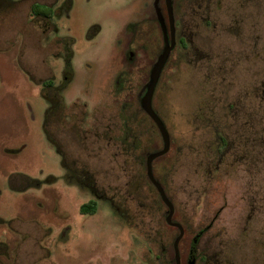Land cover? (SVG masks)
<instances>
[{"label":"rangeland","instance_id":"rangeland-1","mask_svg":"<svg viewBox=\"0 0 264 264\" xmlns=\"http://www.w3.org/2000/svg\"><path fill=\"white\" fill-rule=\"evenodd\" d=\"M32 1L16 0L9 7V0H0V264H173L176 229L168 225L166 207L141 159L149 145L150 124H141L138 149L136 135L126 136L120 116L122 103L133 101L148 81L144 69L156 60V50L138 47L134 64L125 61L131 71H126L124 92L112 94L120 60L116 40L125 34L128 19L152 11L153 0H59L61 16L46 5L59 30L47 33L40 52L28 16ZM222 4L224 11L217 16L225 19L234 1ZM258 19L261 47L264 8ZM96 24L101 31L93 28ZM155 32L157 44L149 45L159 50L163 36ZM56 37L67 44L61 42L57 49L47 44ZM65 50L74 51L77 68L84 73L70 85L61 116L47 127L57 134L67 159L84 169L78 172L81 183L114 199L113 209L100 201L93 215L80 213V206L92 197L89 192L52 180L63 170L44 128L47 102L40 86L30 83L21 69H36L43 54L45 66L35 72H53L59 83ZM194 58L179 61L174 54L153 99V109L172 138L169 152L153 162V173L175 206L173 219L185 227L179 244L182 264H187L193 243L195 254L206 257L203 264H264V54L254 57L252 71H236L225 81L226 92L217 107L209 103L219 92L213 72L186 71V62L193 65ZM89 62L98 70L95 78L92 75L94 83L108 80L111 91L87 84ZM246 82L253 88L252 155L240 158L232 148L215 171L219 158L210 147L214 134L207 119L219 113L224 131L232 140L237 137L226 106ZM241 93L244 96V88ZM188 114L195 116L192 124ZM198 116L207 118L195 119ZM155 141L163 146L158 134Z\"/></svg>","mask_w":264,"mask_h":264},{"label":"flooded vegetation","instance_id":"flooded-vegetation-1","mask_svg":"<svg viewBox=\"0 0 264 264\" xmlns=\"http://www.w3.org/2000/svg\"><path fill=\"white\" fill-rule=\"evenodd\" d=\"M58 1L59 0H52L51 2H47L45 0H33L30 5L28 16L30 18V23H32L33 28L35 27L37 31V49H39V52L41 51L42 47L41 42H43V39L47 33L49 31L56 32L59 30L57 22H55L45 11L46 5L53 6V15L61 16L63 13V8H61V5H58ZM233 1L234 4H229V6H227V10L225 11L226 18L223 19L221 15H218L219 17L217 16L218 12L220 13L224 11V4H222L223 0H191L190 3L189 0H171V18L166 0H153V2H151L152 11L150 13H145L139 18L132 17L125 22L123 28L125 34L119 36L116 40L117 43L115 52L117 53V56L120 60L118 61L119 67L115 70L118 72V74L115 76L116 81L113 85V97H118L124 92L126 86L124 81L126 79V75L128 74L126 71H131L130 67H126L125 61L131 65L134 64L136 58L135 54L138 47H148L150 52L151 50H156L155 53L157 54L156 60L150 65V67L148 69H144L145 71H149L148 81L140 87L133 101H126L125 103H122L120 110V116L123 119V124L125 126L124 132L127 137L133 135V133L136 135L134 136V140L137 141L138 149H141L143 140L141 138V134L143 132L141 124L145 120H147L150 124L151 133L148 137L149 145L146 148V152L141 157L142 164H145L146 172L149 154L159 150L155 149L157 144L155 138L156 134L159 132L161 135V132L155 120L147 113L146 110H144L142 106V100L147 92V85L151 78L152 71L154 70L158 58L162 54L165 47V33L163 28L166 29L168 38H170L171 27L173 26L175 44L162 70L159 82L163 78L164 71L169 70L168 67L173 62L174 54H177L179 61H183L187 57L194 56L195 58L193 60L195 63L193 65H190V62H186L187 65H189L186 71H190V73H193L192 71L213 72L212 76H215L214 83L216 84L219 92L217 91L215 94L214 101H210L209 103H213L215 107L219 106V103L222 101V93L226 92L224 89H222L224 87L225 81H227L232 75L238 74L236 71H252V61L254 57L258 53L262 55L264 54V46L260 47L258 45L260 29H262L260 28L262 22L258 19V14L260 10L263 11L264 0ZM9 2V7H13V4L16 2V0H9ZM35 4L38 6L34 7ZM64 8H67V6ZM93 28L96 29V32L101 31V26L98 24L94 25ZM157 29L163 36H161L162 46L159 50L154 49L151 45H149V41L154 42L155 45L157 44V36H155V30ZM128 33L129 37H127ZM126 39L128 40L126 41ZM142 39H145V43L143 44ZM51 42L54 44L56 49L61 47V42H63L64 45L67 44V41H65L64 38L59 37L50 40L47 44ZM54 54L58 55L59 52L55 51ZM63 55L64 65L61 70L62 76L59 83L55 82L56 77L53 72H51V75L49 76H44L42 73L37 74L35 72L41 70L40 66L42 64L45 66L43 54L42 56L39 54V59H41L36 69L34 66L32 68L20 67L28 75L30 83L38 84L40 86V92L43 94V97L47 102L44 128L48 137L53 141V146L61 158V166L63 170L60 176H53L52 180L55 182L62 181L64 184L70 187H78L79 189L89 192L92 197L88 201H96L97 211L99 209L100 201H103V203L107 204L108 207L113 209L115 203L112 197L99 193V191L92 184L84 186V184L81 183L78 172L83 171L84 169L78 167L76 162L69 161L67 159L66 154L62 151L60 143H58L57 134L50 133L48 131L47 126L55 123L57 118L61 116V111H64L66 107L68 96L67 93L69 92V87H71L70 85L74 82L77 74L84 73V71H79L77 68L74 51L65 50ZM87 66H89L88 70H90L88 71L90 73L85 71L86 79L88 81L87 84L92 88L96 85L98 88H102L103 91L106 90V93L111 91V85L108 83V80L106 83H100L99 85L94 83V80H92V75L94 78L98 75V73H96L98 71L95 67L96 65L94 64L93 66V64L89 62L87 63ZM49 69L50 71H53L52 67H49ZM35 74H37V76H35ZM239 88L241 91L244 88V96L240 91L239 95H235V100L230 101L226 106V116L228 115L229 118L233 120V135H238L237 137H234L232 140L230 134L224 131L221 126L223 117L220 116L219 113L215 116V118L210 117L207 119L209 124L208 127L209 129H213L212 133L214 134V138L210 147L214 155H217L219 158L218 163H216L213 168L215 171L220 169L224 156L232 148L233 150H236V155L240 156V158H242L243 155L250 157L253 152L252 145L255 138L253 132V88L252 85H248L247 82L245 83L244 87L241 85ZM155 93L156 90L154 95ZM198 101L200 102V99H198L197 102ZM85 106H87V103ZM194 117L195 116H191L190 114L187 115L189 124L193 123ZM199 118L203 120L207 117L204 118V116H198L195 119ZM135 127H137V131L134 129ZM170 144H172L171 137ZM156 159H154L153 162ZM147 177L153 191L158 194L160 201L166 207L165 215L167 216L168 207L163 201L158 188L149 179L148 172ZM9 180L11 183L12 177ZM21 180L23 181V179ZM164 190L166 191V189ZM166 194L168 195L167 191ZM80 213L86 214L82 213L81 209ZM168 225L177 229L178 232L180 231L178 227L172 226L170 224ZM196 239L197 238H195V240ZM192 247L194 249V243L192 244Z\"/></svg>","mask_w":264,"mask_h":264},{"label":"water","instance_id":"water-1","mask_svg":"<svg viewBox=\"0 0 264 264\" xmlns=\"http://www.w3.org/2000/svg\"><path fill=\"white\" fill-rule=\"evenodd\" d=\"M166 3H167L168 10H169L170 18H171L172 17L171 0H166ZM163 29H164V33H165V47H164L162 54L158 58V61H157V64H156L154 70L152 71L151 78H150L148 85H147V87H148L147 92H146V94L142 100V106H143L144 110L147 111V113L155 120V122L158 125V128L161 132L162 139H163V147L161 149L156 150V151L149 154L148 159H147V172H148L149 179L158 188V191H159L163 201L166 203V205L168 207L167 216H166L167 223L172 225V226L178 227L180 230L179 234L176 236V238L174 240V250H175L176 264H182V258H181L179 244H180L181 239L184 236L185 229H184L182 224L174 221L173 216H174V212H175V206H174L173 202L170 200V198L168 197V195L166 194L163 186L155 178L154 173H153V165H152L154 159L166 154L170 148V136L167 132L166 127L163 125L161 119L159 118L158 114L153 109V105H152L153 95H154V92L156 90L157 84L159 82L162 70H163V68H164V66L168 60L169 54H170V52L173 49L174 44H175V34H174L173 26L171 27L170 38H168V34H167L166 29L165 28H163ZM192 253H193V255L191 256V258H189L188 264H196V257L194 255V253H195L194 249L192 250Z\"/></svg>","mask_w":264,"mask_h":264},{"label":"trees","instance_id":"trees-1","mask_svg":"<svg viewBox=\"0 0 264 264\" xmlns=\"http://www.w3.org/2000/svg\"><path fill=\"white\" fill-rule=\"evenodd\" d=\"M38 5L37 4H35L34 5V7H37ZM158 135H159V138L161 139V135H160V133L158 132ZM162 147V145H160L159 147L157 146V144H156V147H155V149H160ZM162 157V156H161ZM158 158H160V157H158ZM80 209H81V212L82 213H86V214H90V215H93V214H95L96 212H97V203H96V201H88V202H86V203H83L82 205H81V207H80ZM178 230L176 229V236L178 235ZM176 236H175V238H176ZM175 238H174V240H175ZM182 240V239H181ZM181 242V241H180ZM171 249H172V252H173V256H172V259H171V262L173 263V264H176V261H175V250H174V241H173V243H172V245H171ZM192 249H193V247L190 249V253H189V258H191V256L193 255V253H192ZM162 253H165V250L162 252ZM180 253H181V250H180ZM194 255H195V257H196V259L198 260L199 259V264H203L205 261H206V258H205V256H203V255H201V254H195L194 253ZM182 256V255H181ZM182 258V257H181ZM189 258H188V260H189ZM202 262V263H201ZM187 264H188V262H187Z\"/></svg>","mask_w":264,"mask_h":264}]
</instances>
